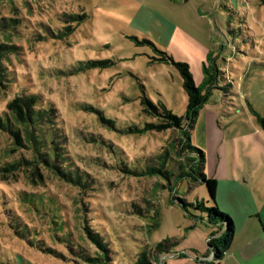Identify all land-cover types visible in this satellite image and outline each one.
Instances as JSON below:
<instances>
[{
    "label": "rangeland",
    "instance_id": "obj_1",
    "mask_svg": "<svg viewBox=\"0 0 264 264\" xmlns=\"http://www.w3.org/2000/svg\"><path fill=\"white\" fill-rule=\"evenodd\" d=\"M0 22V44L14 48L3 62L0 122L18 97L32 95L39 108L54 109L61 167L84 186L60 180L31 144L18 145L0 129V264H88L83 257L97 249L85 226L108 246L112 264H134L164 240L175 246L153 264H178L171 261L181 251L206 252L213 228L195 220L205 215L189 204L213 202L202 183L174 182L186 164L170 148L179 133L139 132L158 125L143 113L144 98L185 115L173 63L186 64L196 86L208 68L216 88L189 135L205 155L204 175L217 181L215 204L235 225L245 213L264 228L258 0H0ZM167 149L162 167L158 155ZM148 168L169 179L136 176Z\"/></svg>",
    "mask_w": 264,
    "mask_h": 264
},
{
    "label": "trees",
    "instance_id": "obj_2",
    "mask_svg": "<svg viewBox=\"0 0 264 264\" xmlns=\"http://www.w3.org/2000/svg\"><path fill=\"white\" fill-rule=\"evenodd\" d=\"M258 2L261 6H264V0H258ZM0 27H3L1 22ZM12 49L14 48L10 45L0 44V86H5L2 84L6 78V70L3 67L4 58L11 54L10 50ZM173 65L180 75L182 88L187 97L184 117H177L168 111L163 104L158 103L154 105L144 98L141 102L143 113H147L156 118L158 120V125L148 124L139 132L146 133L152 130L163 132L171 130L179 133V139L177 142H174L176 146L170 143V148L176 151L175 155L177 158L180 159L181 162L186 161V164L185 171L176 177L174 182L188 180L193 183H202L205 186L213 205L211 207H206L200 202L195 205L189 204V206L205 215V218L203 216H193L195 220L197 219L203 224L213 228V232H211L206 240L207 249L202 257L206 258L211 256L212 259L219 264L223 256L229 250L233 240L234 223L232 218L221 214L219 208L215 204L217 181L213 178L208 179L204 175L203 163L205 155L201 150L191 145L189 136L199 111L208 100L210 90L215 87L212 78L208 76V68H204L205 77L203 82L199 86H196L189 71V67L186 64L173 63ZM38 102V98L32 95L12 99L7 105L9 118L5 115V124L0 122V129L7 131L18 145L23 144L22 140L31 144L39 162L48 169H51L60 180L83 188L84 186L81 184L79 178H74L71 173L65 172L61 167L62 164H60V161L62 163L64 156L62 155V139H60L58 135L59 129L56 126L55 110L52 108H39ZM258 123L264 130V119L258 118ZM48 130L51 132L50 135H48ZM168 157H170L168 149L163 154L158 155V160H160V165L162 167H164ZM28 164L31 165L32 163ZM32 173L35 176V174L38 173V168L35 167ZM156 175H160L166 180L169 179L167 172L159 168H148L145 172L136 173V176L139 177H152ZM173 200H178L183 209L188 205L180 199L173 198ZM195 227L196 224H193L192 228ZM84 231L97 249V252L95 256L83 257V259L88 264H112L111 251L100 239L99 235L89 229L88 226L84 227ZM173 246H175V243L170 240L157 243L150 251L143 250L138 255L134 264H153V258L159 259L161 256L169 255L170 249ZM153 253L155 255L154 257H152ZM194 253L197 256V252L194 251ZM158 264H163V262H158Z\"/></svg>",
    "mask_w": 264,
    "mask_h": 264
},
{
    "label": "crops",
    "instance_id": "obj_3",
    "mask_svg": "<svg viewBox=\"0 0 264 264\" xmlns=\"http://www.w3.org/2000/svg\"><path fill=\"white\" fill-rule=\"evenodd\" d=\"M228 200L234 202L233 198ZM252 217L254 216L238 213V224L235 225L233 221V240L229 250L219 264H264V228L261 226L260 229L256 225L257 223L254 224V221L251 219ZM255 218L260 222L258 217L255 216ZM191 251L196 252V250ZM180 253L175 255L176 258L171 261L172 263L176 261L178 264H182L180 262L186 259L187 264H217L211 256L202 257L205 253L197 254V256L192 253L188 256L185 251H181Z\"/></svg>",
    "mask_w": 264,
    "mask_h": 264
}]
</instances>
